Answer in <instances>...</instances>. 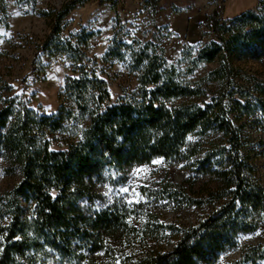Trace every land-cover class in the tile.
<instances>
[{
    "label": "trees",
    "instance_id": "16d2710c",
    "mask_svg": "<svg viewBox=\"0 0 264 264\" xmlns=\"http://www.w3.org/2000/svg\"><path fill=\"white\" fill-rule=\"evenodd\" d=\"M90 1L117 8V0H69L51 16L42 50L53 57L66 53L74 63L63 85L68 102L56 114L14 106L13 97L2 99L17 82L1 80L0 156L19 180L0 192V264H55L56 259L70 264L116 244H142L131 252V264H212L241 247L240 235L255 232L264 221V186L238 125L239 113L248 114L251 107L231 73L232 59H264V3L224 17L217 6L207 16L218 42L199 48L196 61L219 63L209 73L218 85L211 96L180 80L153 36L129 52L135 87L113 98L107 82L85 64L79 44L61 37L64 17ZM113 30L120 38L116 24ZM88 37L80 38L85 46ZM256 92L264 99V87ZM258 102L264 112V102ZM157 157L186 163L192 175L182 183H160L161 194L210 207L188 225L169 226L174 239L169 251L146 248V238L159 230L133 225L129 206L85 211L77 204L90 199L97 184L123 181L131 168ZM200 178L213 186L192 193ZM263 253L261 246L243 245L241 256L255 261Z\"/></svg>",
    "mask_w": 264,
    "mask_h": 264
},
{
    "label": "rangeland",
    "instance_id": "374dc122",
    "mask_svg": "<svg viewBox=\"0 0 264 264\" xmlns=\"http://www.w3.org/2000/svg\"><path fill=\"white\" fill-rule=\"evenodd\" d=\"M68 1L0 0V85L2 79L17 82L10 92L2 93V99L8 102L13 97L14 106L25 105L35 112L44 110L55 114L63 103L68 102L63 95V85L65 77L72 75L74 63L66 53L53 57L42 50L53 25L52 14ZM261 3L264 0H226L222 3L219 0H117L114 11L106 3L90 1L78 5L64 17L61 37L79 44L85 54V64L107 82L113 98L135 87V73L129 68V52L153 36L163 49L167 63L179 73L180 80L199 85L211 96L218 90V85L209 73L219 63L196 61L199 48L212 41L218 42L207 27V16L217 6L221 9L220 16L224 17L249 8L255 10ZM115 24L120 38H114ZM83 35L89 36L86 46L80 41ZM120 54H123L121 58ZM231 66L234 82L241 94L248 96L251 107L248 114L239 113L242 117L238 125L245 135L244 145L249 150L254 173L264 186V112L258 102H264V99L256 92V88L264 87V59H232ZM160 158L131 168L123 181L97 184L94 195L90 199L80 198L77 204L85 211L113 205L129 206L133 225L159 230L146 238V248L169 251L174 241L169 226L188 225L208 213L210 207L180 204L161 194L160 183L178 184L192 175L186 163ZM8 168L0 156V192L10 189L19 180L18 173H10ZM196 182L192 193H201L214 184L205 178ZM125 185L140 194L134 198L139 200L138 203L127 202L130 193H119V188ZM192 193L188 192L189 195ZM238 241L241 247L221 254L212 264H264V253L255 261L241 256L243 245L261 246L264 252V221L255 232L240 235ZM141 245H112L108 251L85 254L80 262L70 264H131L128 259L131 252H138ZM54 261L62 264L58 259Z\"/></svg>",
    "mask_w": 264,
    "mask_h": 264
},
{
    "label": "snow or ice",
    "instance_id": "6c2138e0",
    "mask_svg": "<svg viewBox=\"0 0 264 264\" xmlns=\"http://www.w3.org/2000/svg\"><path fill=\"white\" fill-rule=\"evenodd\" d=\"M161 160H163L164 158L163 157H161L160 158ZM157 161H153V163H156ZM181 167H182V165H181ZM116 177H113V179H115ZM109 191H111V189H109ZM119 193H130L131 194V198H129L128 199V203H138L139 202V200L138 199H134L135 197H137V196H139L140 194L139 193H137L136 191H135V189L134 188H130L129 186H127V185H125V186H122V187H120L119 188ZM52 195H53V197L55 196V193H52ZM102 195H105V196H107L108 195V193H102ZM15 239H19V237H16ZM0 241H2V238H0ZM0 250H2V248H0Z\"/></svg>",
    "mask_w": 264,
    "mask_h": 264
},
{
    "label": "built area",
    "instance_id": "2783aa9c",
    "mask_svg": "<svg viewBox=\"0 0 264 264\" xmlns=\"http://www.w3.org/2000/svg\"><path fill=\"white\" fill-rule=\"evenodd\" d=\"M219 1L222 3V2H224V1H226V0H219Z\"/></svg>",
    "mask_w": 264,
    "mask_h": 264
}]
</instances>
